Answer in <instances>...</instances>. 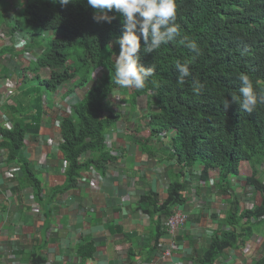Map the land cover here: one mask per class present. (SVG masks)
Returning a JSON list of instances; mask_svg holds the SVG:
<instances>
[{
  "label": "trees",
  "instance_id": "trees-1",
  "mask_svg": "<svg viewBox=\"0 0 264 264\" xmlns=\"http://www.w3.org/2000/svg\"><path fill=\"white\" fill-rule=\"evenodd\" d=\"M9 10L14 13L7 16ZM93 14L86 0H72L63 7L53 0H0V27L6 25L15 37L13 45L0 47V56L19 57L25 52L32 56V60L19 61L18 65L23 71H32L34 76L30 80L36 81V85L23 91L17 88L10 95L13 104L7 106L6 112L12 128L8 130L0 125V147L8 152L6 161L0 164L17 166L16 171L22 177L15 187L31 185L35 200L44 186L40 185L24 151V139L29 129L35 134L38 131L43 117V95H54L61 102L75 91L78 98L71 102L70 111L62 112L60 117L63 141L59 149L67 163L66 180L55 191L49 190L52 196L77 187L84 171H97L104 176L108 163L117 162L124 152L105 141L106 130L121 127L120 122L125 118L109 103L117 88L126 91L114 82L115 55L119 52L115 40L124 31L123 18L113 11L108 13L114 17L111 23L96 22ZM175 23L179 35L152 53L144 51L145 43L141 39L139 63L153 67L154 72L143 89L129 90L130 113L138 111L136 98L140 95L147 97L148 110L144 124L133 123L130 115L129 139L148 158L160 154L168 160V165L159 167L160 178L156 177L166 182L165 199L154 191L137 190V208L151 222L148 233L142 236L144 242L139 255L143 251L147 257L163 253L167 241L164 221L174 209L182 208L192 224H197L201 214L215 223L211 229H201L196 242L195 237L189 240L195 250L188 263L215 264L227 251L242 250L260 226H264V181L259 177V173L264 174L261 167L264 100L258 102L252 113L242 111L246 116L239 121L226 113L235 106L239 108L237 104L230 103L227 109L222 105L224 99L231 101L233 94L239 95V87L234 89L235 83L240 84V71L258 77V82H251L258 96H264V0H176ZM187 42H194L197 50L188 48ZM188 61L190 75L180 85L176 63ZM100 72L101 77L95 79ZM70 81L72 87L58 93L57 89ZM23 115L27 121H22ZM143 125L150 129L148 134L142 132ZM152 137H158L157 144H152ZM246 164L249 175L240 173ZM186 174L188 180L184 181ZM195 178L218 187L217 196L223 192L230 195L229 207L222 209L224 213L217 210L214 214L211 195L205 197L212 193L209 187L192 194L182 193ZM242 180L259 194V203L241 202L235 189L230 192L232 183L239 184ZM1 189L0 185L3 205ZM47 199L50 201V196ZM6 211L0 206V212ZM137 234L133 231L126 235ZM6 237L11 255L19 249V242L12 240L11 235ZM181 239L176 234L173 250L180 248ZM258 245L253 241L252 251ZM26 251L22 247L18 250L23 255ZM44 261L32 251L30 264ZM253 264H264V255Z\"/></svg>",
  "mask_w": 264,
  "mask_h": 264
},
{
  "label": "crops",
  "instance_id": "crops-1",
  "mask_svg": "<svg viewBox=\"0 0 264 264\" xmlns=\"http://www.w3.org/2000/svg\"><path fill=\"white\" fill-rule=\"evenodd\" d=\"M41 125L40 137L26 139L24 147L28 160L45 184L37 201L28 203V195L34 193L29 185L21 189L14 186L8 193L3 177L6 167L1 170L4 204L0 206L7 210L4 214L8 219H4L0 212V240L11 235L12 240L19 242V249L22 247L28 252L23 255L17 249L9 255L7 244L0 243V264H30L32 251L45 260L42 264H189L190 255L195 250L189 240L193 241L195 237L196 242L201 229L213 228L214 223L208 224L202 214L197 224L191 223L186 233H180L181 246L171 259L164 258L162 253L147 257L143 251L139 255L140 245L144 242L142 236L148 233L151 222L137 208V190L157 192L162 199L166 197L161 190L165 181L160 183L154 172L142 166L148 156L140 153L129 139V124L122 126L124 133L121 128L109 132L107 140L115 149L123 145L124 152L117 162L108 163L106 174L91 171L89 184H79L67 192L58 193L54 199L49 190L53 181L58 179L60 160L57 155L60 152L55 144L48 145L47 139H57V129L50 117ZM156 158L166 166L161 163L164 157L158 154ZM217 199L215 195L213 201ZM228 207V202L223 203L222 209ZM193 212L196 211L193 209ZM133 231L138 234L126 235ZM252 237L258 238L260 245L250 254L243 250L227 251L215 264H253L264 255V226L261 225Z\"/></svg>",
  "mask_w": 264,
  "mask_h": 264
},
{
  "label": "clouds",
  "instance_id": "clouds-1",
  "mask_svg": "<svg viewBox=\"0 0 264 264\" xmlns=\"http://www.w3.org/2000/svg\"><path fill=\"white\" fill-rule=\"evenodd\" d=\"M53 2L59 3L63 7L71 3L72 0H53ZM86 2H87V5L94 10L93 20L96 22L103 21V22L111 23L114 17L109 16L108 13L113 12V11L119 13L122 16L124 31L122 35L119 36L115 40V44L119 46V52L118 54L115 55V66H114L115 81L114 82L115 84L119 85L121 88H125L126 90L125 92H127V88L134 87L137 90L143 89L145 87L146 80L153 74L154 68L151 66L145 67L139 63L140 61L139 53L141 50L140 41L141 39H143L145 43L144 51L146 53H152L155 50L159 49L161 45L174 40L179 35V26L175 23L176 21V0H86ZM2 28H8V27L6 25H3ZM3 37L5 38V35H3ZM181 43H185V41H181ZM6 44L11 45L12 43L6 42V43H3L2 46ZM186 46L192 49L193 51L197 50V45L194 42H187ZM11 58L12 56L10 54H2L0 56V66L4 68L3 70H0V125H2V127L8 130L12 128V123L9 120L8 113L6 112L7 106L13 104V101L10 98V95L17 88H19V90L21 91L26 89L27 86H20L21 83H23L24 81L30 80L32 78V77L27 78L26 72L28 70L23 71V69L18 65V63L19 61H22V62L30 61L33 59V57L25 52V53H22V55L17 58L19 59L18 61L16 59V61L13 62ZM189 64H190V61L184 62V63H180V62L176 63V70H177L176 79L178 80V83L180 85H183L185 82L184 78L190 75ZM16 67L18 68L17 71H15ZM101 75L102 73L100 72L98 75L96 74L94 78L95 79L100 78ZM238 79L240 81V84L238 85L235 83L234 90H236V87H239V95L233 94L231 96V101L224 99L223 104H222L224 109H227L230 103H235L238 105L239 108L235 106L233 111L226 112L235 121L242 120L244 116H246L244 112L252 113L254 109L256 108L258 102L260 100H264V96H258V94L254 91L253 83L251 82L252 80H254L253 82H258L259 81L258 77L255 79L249 73H246L245 71H240ZM70 84H72V82ZM121 91L122 90L117 88V91L115 90V92H112V94L109 97V103L114 107L119 106L122 108L124 107L125 103H127V101L129 100L128 105L130 107V95H129L130 91L125 98H123V96L121 95L125 92H121ZM48 96L50 97L47 99L46 97ZM144 97L146 96L144 95ZM52 99L54 101L50 104V101ZM71 102H73L72 98L69 97L68 95L61 102H60V99L56 98L54 95H50V94L43 95V105H42L43 117L37 128L38 131L35 134L32 131H30V129L28 128L29 132L26 133V136L24 139V147H25L26 139H31V138L38 139L40 137V128L42 126L41 123L47 117H50L52 119L53 127L57 129L58 138L55 140L52 137L48 138L47 144L48 145L55 144V147L60 152V154L57 155V159L60 160V163H58L59 165L58 179L53 181V184L50 189L52 191H55V187L62 185L64 181L66 180L65 169L67 167V163L66 161H64L63 159L64 157L59 149V145L63 141L60 135V123H61L60 117L62 116V112L67 113L70 111ZM136 106L138 107L137 104ZM117 111H119L122 115L125 114L123 113L122 109L117 108ZM146 112H148L147 107H146ZM126 120L124 118L120 122L121 127H118V128L123 129V133L125 131L122 126L124 124H129V125L131 124L129 122V119H126ZM22 121H27L24 115H23ZM146 122H147V117L144 116V120L142 121V124ZM118 128H116V130ZM128 129L131 130L132 125H130ZM110 130H113V128L107 129L106 130L107 132L105 135V141L108 144V146L109 145L112 146L111 141L107 140ZM148 131H150L148 126L143 125L142 132L145 134H148ZM151 141H153L152 144H157L158 137H152ZM117 149H123V145H119ZM7 154H8L7 149L0 147V163L6 161L5 157L7 156ZM156 157L153 155H150L149 158L145 160L142 166L148 169L149 167L154 165L156 168V172L152 170L150 171L154 172L156 177L160 178L159 174L161 173V171L159 170V167H162V164L158 162V159ZM3 166L6 167L3 173L4 184H6L8 193H11L13 191L14 186L18 184L14 182L18 181L19 177H22L20 176L21 172L19 170L16 171L17 166L13 167L12 164L10 166H7L5 164L3 165L0 164V173H1ZM32 168L34 167L32 166ZM34 172H36L35 169H34ZM90 173H91V170L84 171L78 180V185L81 182L88 183L89 181L90 183L91 182ZM37 179L40 181V185L42 186L45 185L44 182H42L38 176H37ZM185 179L188 180L187 175L184 176V181ZM212 182L213 180L209 181V183H212ZM29 186L31 187V185ZM207 187L211 189L210 190L211 192L214 189H216V191H219L218 187L213 186V184L212 185L208 184L196 178L193 184L189 182V184L186 186L185 191H188V194L189 193L192 194L195 192V190L202 189V188L206 189ZM235 188H237V184L232 183L230 192L234 190ZM185 191H183L182 193H184ZM226 191H228V189ZM235 191L237 190L235 189ZM32 194L34 193L32 192L28 195V203L32 200H35L32 197ZM55 195H53V199ZM207 195L212 196V193L206 194L205 197H207ZM215 195H216V192H215ZM215 195L213 197H210L212 201ZM218 200H220L219 197L216 200V202ZM216 202L215 203L213 202V204H216ZM38 207H40V204H38ZM179 209L183 210L182 208H179ZM191 211L193 212V208H191ZM4 213L5 212H2V217L4 219H8V217H6ZM204 216L207 219L208 224L210 222H213L209 216L207 215H204ZM187 222H191L188 219V217H187V220L184 226L181 227V229L178 231V234H180L181 232L182 233L186 232V230L189 228V227H186ZM6 240H0V243H6ZM258 240H259L258 238L251 237V239H249L245 247L242 249L243 252L246 254H250L252 252L250 244L253 241L258 242Z\"/></svg>",
  "mask_w": 264,
  "mask_h": 264
},
{
  "label": "rangeland",
  "instance_id": "rangeland-1",
  "mask_svg": "<svg viewBox=\"0 0 264 264\" xmlns=\"http://www.w3.org/2000/svg\"><path fill=\"white\" fill-rule=\"evenodd\" d=\"M6 1H9V0H6ZM14 11L13 10H9L7 11L5 14L7 16H10L11 14H13ZM3 35H5V38L3 37ZM7 36V37H6ZM8 38V39H7ZM15 40V37H14V34L13 33H10L9 29L8 28H2L0 27V46H2L3 43H6V42H9V43H12V41ZM18 56H12L11 60L13 62L16 61ZM3 61V59H2ZM4 68L2 66H0V70H3ZM18 68L16 67L15 68V71H17ZM17 73V72H16ZM33 72L28 70L26 72V75H27V78H31L33 77ZM71 82H65L63 85L60 86V89H57L58 90V93H63L64 91H66L67 89L71 88L72 87V84H70ZM36 85V81L35 80H27L26 82H23L21 83L20 86H34ZM129 90L130 88L127 89V92L121 94L123 96V98H125L128 93H129ZM56 92L53 91L52 93L54 94ZM77 94L74 92H72L70 95H68L69 97L72 98V101L76 102L78 100ZM50 96L46 97L47 99L49 98ZM136 101H137V105H138V111H134V112H131L130 113V107L128 105V103H125L124 107H119V106H116L117 108L119 109H122L123 110V113L124 114V117H125V120L126 119H129L130 115H131V118H132V121L134 123L136 122H140L142 123V121L144 120V113H146V97L144 96H138L136 98ZM127 121V120H126ZM157 162V161H156ZM161 163H163L164 165H167L168 164V160H166L165 158H163L161 160ZM243 163V162H242ZM261 167H264V163L262 164ZM149 170H152L154 172H156V168L154 165H152L151 167L148 168ZM241 174L243 175H249L250 174V169H249V164H246V166L243 168H241ZM187 177H188V174H186ZM259 177L264 180V174L263 175H260L259 173ZM0 181H3V177L0 173ZM163 182V180H160V183ZM166 183V182H165ZM165 183H162V195L166 196V188H165ZM79 184H82L79 183ZM88 184H89V181H88ZM191 184H193V182H191ZM237 190V193L239 194V200L241 202H253L255 204L259 203L260 202V196L259 194L257 195L255 192L252 191L251 187L249 185H246L244 180H242L239 184H237V188H235ZM215 192H216V189H214L212 191V196L213 197L215 195ZM219 199L221 198V200H218L216 202V204L212 205V208H213V212L214 214H216L215 212H218L221 213L222 212V207H223V203H226L227 202V199L230 197V195L228 194H225V193H219L218 195ZM215 203V201H213ZM225 211H223L222 213H224ZM191 225L190 222H187V226L186 227H189ZM175 252V251H174ZM173 252V253H174ZM171 253V254H173Z\"/></svg>",
  "mask_w": 264,
  "mask_h": 264
},
{
  "label": "built area",
  "instance_id": "built-area-1",
  "mask_svg": "<svg viewBox=\"0 0 264 264\" xmlns=\"http://www.w3.org/2000/svg\"><path fill=\"white\" fill-rule=\"evenodd\" d=\"M251 189L253 188L251 187ZM184 194H188V191H185ZM187 217L188 214L186 211L176 208L173 214L165 220V236L167 241L163 245L164 251L162 253V256L164 258L170 259V257L172 256L171 253L175 251L173 250V248L175 247L174 238L176 237V234H178V231L181 229V227L184 226Z\"/></svg>",
  "mask_w": 264,
  "mask_h": 264
}]
</instances>
